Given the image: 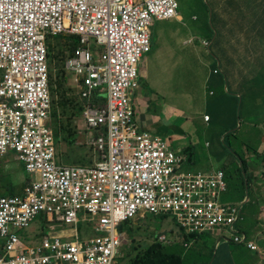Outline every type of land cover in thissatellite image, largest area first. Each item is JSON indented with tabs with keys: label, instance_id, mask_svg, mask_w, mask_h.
Returning <instances> with one entry per match:
<instances>
[{
	"label": "built area",
	"instance_id": "built-area-1",
	"mask_svg": "<svg viewBox=\"0 0 264 264\" xmlns=\"http://www.w3.org/2000/svg\"><path fill=\"white\" fill-rule=\"evenodd\" d=\"M177 8L176 0H0V162L13 151L31 177L21 196L0 197V264H113L119 225L166 212L187 233L226 230L259 249L236 229L242 207L220 198L224 173L187 170L184 156L133 119L150 27ZM58 35L78 37L64 70L83 102L79 133L93 154L89 165L57 161L46 41ZM80 214L93 235L77 229ZM41 216L45 235L39 226L31 239L26 230ZM61 223L69 235L55 233ZM157 240L173 242L165 234Z\"/></svg>",
	"mask_w": 264,
	"mask_h": 264
},
{
	"label": "rangeland",
	"instance_id": "rangeland-1",
	"mask_svg": "<svg viewBox=\"0 0 264 264\" xmlns=\"http://www.w3.org/2000/svg\"><path fill=\"white\" fill-rule=\"evenodd\" d=\"M182 1L179 2L177 11L184 13L189 10L194 11V3L199 0ZM262 23L264 28V19H262ZM179 30H182V28H179ZM70 44V41L65 38H56L50 39L49 46L47 45L50 51L48 66H50L54 88V92L52 93L50 90V93L53 104L52 114L54 110L56 113L55 118L52 116L56 156L59 164L88 165L91 164L93 154L79 133L82 130L83 123L79 121V109L75 102L76 94L72 88H69L70 83L66 82L65 77L61 75L63 62L68 56L72 55ZM184 49L187 60L182 57L181 60L172 61V57L167 59L166 50L156 39L155 46L147 55L151 74L147 78L140 79L139 90L135 91L136 97L139 93H145L142 98V104L146 111L145 116L148 121L154 122L156 126H150L147 130L160 135L166 140L169 148L181 156H183L182 153L178 151L175 146L176 143H173L172 140L175 138L185 139L187 144L192 146L193 152V167L191 169L187 168L189 171L226 168L230 173L237 172L240 174V158L250 159V164L262 166V156L259 157L257 153L255 154V151L261 152L262 148L264 150V133L261 128V123H264V112L261 109L264 97L262 95L258 96L259 104L254 105L244 101L240 113L238 109L236 110L235 117L231 113H225L224 103L216 102L219 99L215 98L220 97L222 91H225L226 83L222 84V88L220 76L224 77L225 74L229 81L230 70L228 71L224 61H221L218 57L215 58L214 54H210L209 57L212 58L214 69L219 72V76H211L212 80L210 82L209 79L203 80L202 63L197 61L192 67H188L187 63L194 62L193 53L190 52L188 46H185ZM227 52L231 59L229 63H233L236 62L235 55H240L244 51L230 50ZM244 69L249 78L253 73L252 71L255 70L254 66L249 65L245 66ZM140 72L141 68L138 67V74ZM211 93L214 95L212 96ZM240 103L241 100H238V108ZM215 104L219 106L217 109L214 107ZM136 107L139 111L143 110L141 104L139 107L136 105ZM215 111L220 114L216 118L214 116L212 122H204V115L213 116ZM226 136L225 142L228 146L223 143ZM16 155L15 152L11 151L0 162V197L21 196L23 193L27 177L26 172L23 170L24 165L21 162H16L15 158V160L13 159ZM234 188L232 183L228 186L227 192L221 195L222 202H225L226 198L232 202L237 201L236 197L241 196L240 192L237 191L240 189L236 190ZM249 212L247 208L243 213L246 219L244 223L246 228L253 221L252 214ZM82 216L83 214L79 215L81 220L77 225V229L87 236L93 235L91 231L93 222L89 223L87 217L83 221ZM164 216L165 218L160 219V221L151 219L150 216L132 220L127 229L122 232L123 241L113 264H127V261L133 258L137 252H141L147 244L157 239V234H165L167 238L173 241L172 243L179 242L181 237L179 222L169 212H166ZM44 223L45 221L42 218H37L33 225L26 230V234L32 239L33 235L38 234L35 224L41 226ZM239 224L241 225L243 222ZM239 224L236 225V229L240 230L242 228L244 230L243 225L240 228ZM58 227L57 230L71 226L61 223L58 224ZM130 230H133V232L130 233ZM19 233H23V231ZM232 235L233 232L230 234L226 230H205L190 239L185 252L198 255L204 250L209 252L213 247L215 252L217 242L221 237L223 236L228 240ZM229 245L235 249L237 260H246L244 262L240 260L243 264H262V262L264 264V257H258L257 253L250 250L245 244L241 243L238 247L233 243H229ZM179 248L183 249L182 247H176L177 250ZM194 259L199 260L195 257Z\"/></svg>",
	"mask_w": 264,
	"mask_h": 264
},
{
	"label": "crops",
	"instance_id": "crops-1",
	"mask_svg": "<svg viewBox=\"0 0 264 264\" xmlns=\"http://www.w3.org/2000/svg\"><path fill=\"white\" fill-rule=\"evenodd\" d=\"M176 1L178 3V7L179 2H183L182 0ZM187 2H189V0H187ZM194 6V11L189 10L188 12L184 13L177 11V15L174 18L164 21H155L153 23L150 29V52L152 51V47L155 46L156 39H158L163 49H165L168 54L167 59L172 57V61H176L181 60L182 57H184V59L187 60L184 47L188 46L190 52L193 53L192 57L194 58V62L188 64L186 61L187 66L192 67L195 62H201L203 65V80L209 79V81L212 78L211 76L216 75L217 72V70L214 69L212 58L209 57L210 52H212L214 57H218L221 61H224L228 71L230 70V80L225 84V91L229 86L231 90L236 91V96L240 95L241 92L243 93V89H240L242 86L241 83L244 84L249 82L252 86L263 85L264 72L254 68L255 70L252 71L253 73L249 78L248 74L245 73L244 67L248 65L257 66L259 63L264 62V38H261V34L264 33L262 23V19H264V0H199L198 2L194 3ZM179 28H182V30H179ZM202 40H205L206 42L202 43ZM230 50H243L244 52L240 55H235L236 62L228 63V61L231 59L227 51ZM147 55L148 54L142 57L139 63V68H141V79H144V77L147 78L149 74H151ZM211 95L213 96L214 94L211 93ZM144 96L145 93L143 92L139 93L138 97L135 95V102L137 103L138 107L141 104L143 108L142 111H139L136 108L137 113L135 115V121L141 130L149 132V130H147L149 129L148 127L156 126L154 122L151 123L150 120L148 121L145 116L146 111L144 105L142 104V98ZM226 97L227 96L224 97V95L221 94L220 97L217 98H224L223 101L226 102L224 112L231 113L233 115L234 103L229 98L225 99ZM218 114L220 113L215 111L213 116L204 115V117L208 116V120H203L206 123L212 122L214 116L216 118ZM261 126L264 133V123H261ZM158 129L160 130V128ZM153 135L161 137L158 134ZM172 141L173 143H176L175 146L178 151L181 152L184 157H186V168L191 169L193 167V159L191 157L190 160L192 163H190L187 157V148L189 149V147L192 146L188 145L186 140L183 138H175ZM14 158L16 159V157H13V159ZM248 162L250 163V159ZM249 167V173L252 175L251 178L254 180L251 194L247 192L246 198L243 196L236 197V202H232L230 199L226 198L225 202L223 203L228 205H240L242 207L243 213L245 212V209L248 208V212L250 211L249 213L252 214L251 216L253 221L249 223L247 228L244 227V230L241 228L242 224H239L241 228L240 230L245 232L248 237L250 236V240L254 241L258 246L264 248V169L262 166L253 163H251ZM23 168L25 169V167ZM26 177L27 181L25 182V185L31 180V177L27 173ZM244 219L245 218L243 214V221ZM57 228H59L58 225L55 227V233L71 231V228L69 227L58 230ZM69 234L70 233L61 235ZM222 239H225V237H221V239L217 242L216 250L213 253L210 264L214 261L219 245H221L223 241H226V239ZM209 253L211 252L209 251L208 254ZM235 260L237 263L236 258ZM218 261L219 263L221 262L228 264L234 260H232L228 252L223 251V253L221 252V254H218ZM200 262V260H197L196 264H201ZM239 264H243V262Z\"/></svg>",
	"mask_w": 264,
	"mask_h": 264
},
{
	"label": "trees",
	"instance_id": "trees-1",
	"mask_svg": "<svg viewBox=\"0 0 264 264\" xmlns=\"http://www.w3.org/2000/svg\"><path fill=\"white\" fill-rule=\"evenodd\" d=\"M59 38H65V39L70 41V43H71L70 45L72 47L71 54H73L74 50L77 46V43H78V37L73 38V37L64 36V37H59ZM261 38H264V33L261 34ZM50 39H56V38L47 39L46 44L48 46H49ZM49 54H50V51L48 50V54H47L48 64L50 63L49 62ZM210 54H212V52H210ZM263 58H264V56H263ZM64 62L62 64V68H61L62 73H61V70H60V73H61V75H63V77H65V79H66L65 81L70 83L68 80L69 74L64 70ZM229 62L230 61H228V63ZM259 62H261V61H259ZM254 68L255 69L257 68V69H259V71L264 72V62L259 63L257 66H254ZM50 73L51 72H50V66H49V88L53 93L54 88H53L52 77H51ZM216 75L219 76L218 71L216 72ZM228 75H229V73H228ZM220 79H221V87L223 88L222 84L227 83L228 80H227L225 74H224V77L220 76ZM211 80H212V78H211ZM241 85L242 86L240 87V89H243V93L241 92L240 95H238V96H236V93H235L236 91L231 90L229 86L227 87L226 91H224V90L222 91V94L224 95V97L227 96L225 99L229 98L234 103L233 117H235V112L237 109L239 110V113H240V111L243 107L244 101L247 102L248 104L254 105V104L259 102L258 96L262 95L264 97V84L261 86H258V85L252 86L251 83L246 82L244 84L242 83ZM69 88H72V90L76 94L75 102L78 106L79 114H81V111L83 109V102L80 100L76 90L71 86V84H70ZM215 99H218V98H215ZM223 99L216 100V102H223L225 105L226 102H224ZM238 100H241L239 108H238ZM64 102H65V98H64ZM262 105L263 106L261 107V109L264 112V102H262ZM214 107H215V109H217L219 106L217 104H215ZM52 109H53V104H52ZM52 116L54 118L56 117L55 110L53 111V114H52V110H51V124L53 127ZM226 139H227V136L224 138V142H223L224 144H226V142H225ZM256 153L259 157L262 156L261 161L264 162V151L260 152V151L256 150L255 154ZM192 154H193L192 147H189V149L187 148V157H188L190 163H192V161L190 160L192 157ZM91 163H92V161H91ZM240 163H241V167H240L241 173L240 174H238L237 172L236 173H233V172L230 173V171L226 170V168H220L217 170H220L224 173V180H225L226 184H228V186H230L232 183L235 187L234 189H236V190L240 189L237 191L240 192L241 197L242 196L244 197V196H246L247 192H249V194H251L252 184H253L254 180L251 178L252 175L249 173L250 163L248 162V160H246L245 158H240ZM257 165H259V164H257ZM185 166H187V165L185 164ZM23 170L25 171L24 168H23ZM211 171H214V170L212 168H210L207 171L205 170V171H201V172H211ZM220 198H221V196H220ZM40 218H42V220L45 221L44 225L48 224L45 217L41 216ZM150 218L151 219H158L160 221V219L163 220L165 218V216L164 215L150 216ZM244 221H245V219H244ZM130 223H131V221H126V222L122 223L121 225H119L117 230H119L120 232H123L124 230L127 229V227L129 226ZM244 223L242 224L243 227H244ZM44 227L41 229V232H40L41 236L45 235V228ZM132 232H133V230H130V233H132ZM180 234H181L180 241L174 242L172 244H170V243L169 244H163V243L159 242L157 239H154L152 242L147 244L146 247L141 252H139V253L137 252L133 256V258L129 259V261H127V264H196L197 260L194 259V257L198 258L201 261L200 262L201 264H210L211 259L213 257V253H214V247L210 250L211 253H209V254H208V252H205L206 250L204 252H201L200 254L198 253V255H196L195 253L188 254L185 252V249L187 247L184 246V244L190 242V239L196 237V235L199 233H196V232L187 233L181 229ZM229 243L236 244L237 247L240 245L239 243H236L231 239L223 241L221 243V245H219V247L216 251V256L214 258V261L211 264H217V262H218V264H224L221 262L219 263V261H218V254H221V252L223 253V251L228 252V254H230V257L232 258V260H234L228 264L242 263V262H240V260L243 262L246 261V260L240 259V260H237V263H236L235 249L233 247H231L229 245ZM176 247H182L183 249L179 248V250H177ZM263 249H264L263 247L259 246V249L257 251H254V252L257 253V256L259 255V256L264 257ZM262 264H263V262H262Z\"/></svg>",
	"mask_w": 264,
	"mask_h": 264
},
{
	"label": "clouds",
	"instance_id": "clouds-1",
	"mask_svg": "<svg viewBox=\"0 0 264 264\" xmlns=\"http://www.w3.org/2000/svg\"><path fill=\"white\" fill-rule=\"evenodd\" d=\"M178 9V8H177ZM177 15V14H176ZM169 20V19H168ZM164 21V20H163ZM150 29H151V27H150ZM64 36H67V35H58V36H55V37H48V39L49 38H59V37H64ZM68 37H70V36H68ZM202 41H204V42H206L205 40H202ZM150 49H151V32H150V46H149V50H148V52L146 53V54H148L149 52H150ZM75 50H76V48H75ZM75 50H74V52H75ZM47 54H48V47H47ZM74 54V53H73ZM145 54V55H146ZM144 55V56H145ZM143 56V57H144ZM142 59V58H141ZM141 59H140V61H141ZM140 61H139V63H140ZM68 73V72H67ZM69 74V73H68ZM140 73L138 74V89L137 90H139V86H140ZM68 80H69V82H70V84H71V86L76 90V92H77V94L79 93V88L77 87V86H75L73 83H72V78L70 77V75H68ZM136 91V90H135ZM135 91L133 92V94H132V99H133V103H134V110H135V114H134V121H135V115H136V113H137V111H136V108H135V106L137 105V103L135 102V95H136V93H135ZM205 117H208V116H205ZM205 117H204V119H205ZM208 120V119H207ZM206 119H205V121H207ZM136 122V121H135ZM138 125V124H137ZM139 126V125H138ZM141 130V129H140ZM141 131H144V130H141ZM144 132H146V131H144ZM147 133H149V132H147ZM149 134H151V133H149ZM151 135H153V134H151ZM156 136V135H155ZM159 137V136H158ZM160 138H162V137H160ZM163 139V138H162ZM262 151H264V150H262ZM261 151V152H262ZM186 158V157H185ZM1 166V165H0ZM262 168L264 169V162H263V164H262ZM26 171V170H25ZM16 196V195H15ZM2 197H12V196H2ZM43 217H45V216H43ZM46 218V217H45ZM46 221H47V218H46ZM33 225V224H32ZM58 224H56V226H57ZM35 226L37 227V230H39V226L37 225V224H35ZM45 225H41V229L44 227ZM45 228V227H44ZM40 229V230H41ZM46 229V228H45ZM47 230V229H46ZM45 230V231H46ZM1 241V240H0ZM189 243V242H188ZM2 241H1V252H0V255H2L3 254V249H2ZM239 244H241V243H239ZM244 244V243H243ZM246 245V244H245ZM247 246V245H246ZM187 247V246H186ZM248 247V246H247ZM259 247V246H258ZM249 248V247H248ZM251 249V248H250ZM252 250V249H251ZM253 251H257V250H253Z\"/></svg>",
	"mask_w": 264,
	"mask_h": 264
},
{
	"label": "bare ground",
	"instance_id": "bare-ground-1",
	"mask_svg": "<svg viewBox=\"0 0 264 264\" xmlns=\"http://www.w3.org/2000/svg\"><path fill=\"white\" fill-rule=\"evenodd\" d=\"M72 231H64L63 233L56 232V234H66V233H71Z\"/></svg>",
	"mask_w": 264,
	"mask_h": 264
}]
</instances>
